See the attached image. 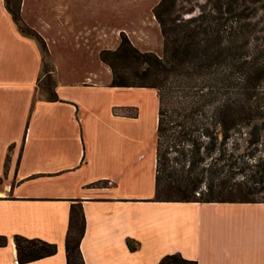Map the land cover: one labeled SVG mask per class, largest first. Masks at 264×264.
<instances>
[{
	"label": "crops",
	"instance_id": "crops-1",
	"mask_svg": "<svg viewBox=\"0 0 264 264\" xmlns=\"http://www.w3.org/2000/svg\"><path fill=\"white\" fill-rule=\"evenodd\" d=\"M72 1L75 8L65 17L53 3L54 24L23 16L26 0L19 15L44 43L45 29L63 32L65 24L96 53L100 47L87 46H96L102 20L85 25L80 10L93 12L94 3ZM42 67L38 39L19 29L0 0V264H65L68 212L76 202L84 216V264H158L175 251L193 264H264V201L155 199L154 134H101L97 124L49 121L52 115L31 102ZM66 106L70 118L77 107ZM71 141L80 142L77 150L68 148ZM14 234L54 242L56 249L20 262Z\"/></svg>",
	"mask_w": 264,
	"mask_h": 264
},
{
	"label": "trees",
	"instance_id": "trees-1",
	"mask_svg": "<svg viewBox=\"0 0 264 264\" xmlns=\"http://www.w3.org/2000/svg\"><path fill=\"white\" fill-rule=\"evenodd\" d=\"M174 1L159 0L152 10L163 37L159 54L138 49L123 35L114 49L100 54L111 69L109 85L152 87L157 95L154 198L264 201V121H256L264 111L258 96L264 60L243 57L245 24L225 22L241 14L231 1L222 9L214 0L205 14L187 17L173 12ZM4 5L19 29L44 48L35 31L22 28L18 6L12 8L9 0ZM83 230L80 203H71L65 264H84L79 249ZM13 241L20 262L56 249L54 242L39 237L14 234ZM127 245L136 247L130 240ZM193 263L177 251L158 260Z\"/></svg>",
	"mask_w": 264,
	"mask_h": 264
},
{
	"label": "rangeland",
	"instance_id": "rangeland-1",
	"mask_svg": "<svg viewBox=\"0 0 264 264\" xmlns=\"http://www.w3.org/2000/svg\"><path fill=\"white\" fill-rule=\"evenodd\" d=\"M30 1L33 0H26L23 16L28 14L35 22L43 17L54 24L53 3H59V12H66L64 17L75 8L72 0H36V7L29 12ZM90 1L94 3L93 12H87L85 8L76 10H80L79 14L85 25L92 20H102L100 28L97 29L100 36H97L96 46L91 47L92 43L90 47L87 46L90 49H100L95 50L96 53H88V49L80 44L81 39L77 40L74 32L67 31L65 24L62 25L65 30L63 32L56 31L53 25L45 29L43 32L47 41L44 43L42 40L44 48L40 46L43 67L31 102L40 112L52 115L49 121H85L88 124H97V132L101 134L116 130L120 134L127 132L144 138L154 134L155 137L158 100L154 88L109 85L111 69L100 59V54H104V49H114L122 35L138 49L159 54L163 37L160 25L152 13L159 0ZM213 1L175 0L173 12L182 17L200 12L205 14L211 9ZM226 1H231L236 10L241 11L240 15L228 16L226 24H245L240 38L243 43V57L247 60H264V0H220L222 9ZM19 3L20 0H9L12 8H19ZM224 14L229 15L227 12ZM21 21L22 28L28 31L29 27L22 19ZM81 32L87 34L89 30ZM88 38L93 40V37ZM258 96L264 107V76L260 79ZM71 102L76 105L77 111L68 118L66 104ZM198 114L199 117L204 115L203 112ZM256 121H264V111ZM170 130L169 127L167 131ZM79 146L80 142L71 141L68 148L74 151ZM138 147L134 145L131 149Z\"/></svg>",
	"mask_w": 264,
	"mask_h": 264
}]
</instances>
